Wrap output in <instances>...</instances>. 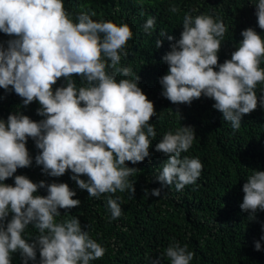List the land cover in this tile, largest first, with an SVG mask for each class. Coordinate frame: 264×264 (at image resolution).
Masks as SVG:
<instances>
[{
	"label": "clouds",
	"instance_id": "obj_1",
	"mask_svg": "<svg viewBox=\"0 0 264 264\" xmlns=\"http://www.w3.org/2000/svg\"><path fill=\"white\" fill-rule=\"evenodd\" d=\"M254 6L258 27L264 30V0ZM168 11L180 9L171 5ZM193 11L198 9L184 13L178 39L159 33L171 49L162 57L168 71L159 78L161 95L175 105L210 98L213 108L238 131L244 115L258 105L264 108V89L260 96L256 91L258 84L264 85V37L252 27L242 30L243 39L231 58L219 63L228 29L222 18L193 16ZM96 15L81 11L73 19L64 0H0V33L10 37L0 41V88L20 97L23 108L38 102L36 115L41 117L33 120L18 109L6 120L0 118V264H12L17 252L23 264H35L37 251L39 264H90L107 251L84 230L78 216L70 214L81 201L73 199L77 193L67 183H34L26 175L14 176L17 169L32 166L29 138L38 149L35 164L42 166L44 175L61 177L70 171V179L88 198L105 197L108 223L123 215L117 191L135 195V182L129 178L141 169L126 162L135 165L151 158L149 149L157 135L150 123L157 116L155 106L138 86L140 77L131 67L121 66L134 34L128 23L94 20ZM155 24L156 18L148 17L144 33L151 36ZM155 44L160 48L163 41ZM118 75L124 78L117 80ZM175 112L181 118L179 109ZM195 137L191 126L164 133L155 145V151L167 157L156 176L161 187L143 189L145 197L160 198L166 195L165 187L181 192L196 184L203 163L199 157L182 156ZM13 177L14 186L5 183ZM39 189H46L47 195L36 194ZM242 191L240 208L255 219L257 211H264V171L253 170ZM29 225L38 235L26 239ZM255 249H261L258 241ZM194 257L187 244L173 239L151 264L165 258L169 264H191Z\"/></svg>",
	"mask_w": 264,
	"mask_h": 264
},
{
	"label": "trees",
	"instance_id": "obj_2",
	"mask_svg": "<svg viewBox=\"0 0 264 264\" xmlns=\"http://www.w3.org/2000/svg\"><path fill=\"white\" fill-rule=\"evenodd\" d=\"M257 0H64L69 13L81 11L96 12L94 20H112L117 24L128 23L133 38L127 43V56H121V66L131 67L140 77L138 86L154 103L157 116L150 123L155 125L156 138L149 149L151 158H145L135 165L126 162L129 167L141 169L129 179L135 182V195L130 198L126 191L115 194L122 198L123 215L108 223L110 213L105 207L104 196L99 199L88 198L86 190H80L70 179L71 172L61 177H49L42 173V166L35 164L38 153L34 141L29 138L26 147L33 157L31 167L19 168L15 175H26L34 183L44 180L67 183L76 191L73 199L81 201L78 208H72L71 215L78 216L81 226L88 230L106 249L102 259L90 264H151V260L163 253L175 239L181 245L187 244L195 252L191 264H264V211H257L255 219L240 208L243 202V184L253 170L264 171V108L257 109L243 116L241 128L233 131L231 123L222 118V113L213 108L214 100L206 97L193 100L191 105L172 104L161 95L162 86L159 78L167 74L168 65L162 57L170 51V42L160 37L161 31L177 39L182 29V18L190 9L192 15L208 14L223 19L228 31L218 53L219 63L231 58V52L243 37L241 31L252 27L264 37V30L259 29L255 15ZM177 6L180 11L171 13L168 8ZM141 12L144 15H141ZM156 18L152 35L143 31L147 18ZM8 37L0 33V41ZM161 39L162 47L156 48L155 41ZM260 67L264 68V60ZM218 70V69H216ZM79 83V77H74ZM124 78L120 75L117 80ZM134 78V77H133ZM63 83L61 79L57 86ZM264 85L257 86V95H261ZM0 118L18 109L33 120H40L36 115L38 102L27 108L21 107L22 101L14 92L6 94L0 88ZM179 109L181 118L176 114ZM191 126L196 134L192 147L182 156L199 157L203 163L202 173L196 184L189 185L177 192L175 187H165L166 195L145 197L143 189L160 188L156 180L162 170L161 165L167 159L155 151V145L165 132L180 126ZM82 179L87 177L82 176ZM14 186V177L5 181ZM38 195H47L46 189H39ZM64 214V209H60ZM10 218V217H9ZM62 217H57L60 220ZM88 225V229L84 226ZM119 225V227H118ZM123 229H127L124 231ZM38 235L31 225L25 230V238ZM261 249H255V243ZM12 264H23L20 254L14 253ZM28 264H33L29 261ZM39 264V252L37 260ZM161 264H169L165 258Z\"/></svg>",
	"mask_w": 264,
	"mask_h": 264
}]
</instances>
